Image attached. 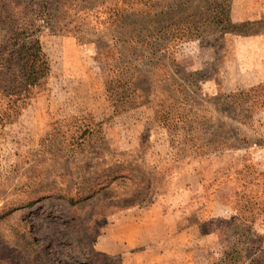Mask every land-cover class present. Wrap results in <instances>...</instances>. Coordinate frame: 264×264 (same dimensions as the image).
Listing matches in <instances>:
<instances>
[{
  "label": "rangeland",
  "instance_id": "374dc122",
  "mask_svg": "<svg viewBox=\"0 0 264 264\" xmlns=\"http://www.w3.org/2000/svg\"><path fill=\"white\" fill-rule=\"evenodd\" d=\"M14 1L25 2L21 15L49 20L40 37L50 72L20 114L0 122V264H264V225H255L264 215V0ZM219 10L235 23L258 22V32L211 28L171 40L157 57L154 47L126 43V60L141 69L139 82L152 86V97L169 88L182 100L180 85L189 97L169 115L149 105L121 111L109 53L120 36L158 24L155 18L197 22ZM116 14L119 23L109 18ZM84 67L100 78L108 109L130 116L63 115L81 100L76 90L64 99L73 89L59 78ZM77 85L78 94L85 91ZM39 106L57 110L42 136ZM135 129L141 144H122ZM221 202L238 214H203ZM127 208L143 210L137 216L149 243L123 256L112 250L125 249L119 237L134 229L122 222L107 230Z\"/></svg>",
  "mask_w": 264,
  "mask_h": 264
},
{
  "label": "trees",
  "instance_id": "16d2710c",
  "mask_svg": "<svg viewBox=\"0 0 264 264\" xmlns=\"http://www.w3.org/2000/svg\"><path fill=\"white\" fill-rule=\"evenodd\" d=\"M39 1L42 4L44 1L48 4V0ZM23 3L14 0H0V31L6 33L4 38L0 39V122L4 123L12 122L20 114L32 98L30 90L43 84L50 72L49 59L40 37L41 29L49 20L42 15L40 17H34L28 13L21 15L17 12V7ZM120 3H122L121 0ZM32 4H35L33 0L27 4V7L33 6ZM36 4L41 6L40 3ZM120 16L110 15L109 18L119 23ZM152 21L158 24H152L150 21L140 24L136 33L131 32L129 37L120 36L116 41V51L114 52L112 48L109 52L111 57L116 56L111 63V69L116 97L122 106L121 111H127L140 105H149L154 108L155 112L161 113L160 115L164 113V110H167L169 115L173 109L182 111L188 104L185 97H189L187 89L181 85L178 91L184 95L182 100L176 101L169 88L162 90L161 97H152L155 95L152 86L145 88L139 82V78L143 76L141 69L137 67L133 59L126 60V43L133 42L146 48L154 47L153 54L157 57L156 54L159 51L168 53L171 40L199 38L213 30L211 28L245 35L258 32V28H252V25L258 22L235 23L228 10H219L205 17L203 21H190L191 24L189 21L162 24L158 18ZM160 40H162L160 46L155 47ZM132 46L134 45L129 44V47ZM236 192L237 190L234 193Z\"/></svg>",
  "mask_w": 264,
  "mask_h": 264
},
{
  "label": "crops",
  "instance_id": "0c3cea01",
  "mask_svg": "<svg viewBox=\"0 0 264 264\" xmlns=\"http://www.w3.org/2000/svg\"><path fill=\"white\" fill-rule=\"evenodd\" d=\"M81 61H83V60H81ZM65 69H67V67H65ZM85 69H88V68L84 67L81 75H75V74L73 75L72 73H65V74L63 73V76L60 75L61 77L59 79L60 80L64 79V83L68 84L70 89H73V90L69 91L68 94L64 93V95H63V96H65L64 99L69 100V97L73 98L76 95V93H75V90H76L77 95H78V98H76V99L80 98V100H81L80 103L77 104V106H75L73 109L64 110L65 113L63 115L66 116L67 114L72 115V114H78V113L90 111L93 113L95 119H97L99 121H104V122L107 118H113L114 121H118V120H122L126 116H130L131 115L130 112L120 114V115H116L108 109L109 105H107V103H105L104 88L102 86L100 78L96 74L86 73ZM72 75L75 76V78H73ZM89 76H90V78H89ZM78 77H80V78H78ZM80 79H81V81H79ZM77 84L82 85V88H85V91L80 92L78 94L79 91H77V89H79V87H81V86H78ZM75 86H76V88H75ZM54 94H55V92H54ZM55 103H56V101H55ZM29 107H32V105ZM38 108L39 109L37 110V113H38L39 120H40L38 130L41 129V131H39V134H40L39 136H42L43 133L45 132L44 130L46 128V116L48 118H51V120H52L54 118V117L52 118V115H56L57 110H52V111L47 112L46 108H44L43 106H39ZM30 110H31V112H34V109H30ZM27 111L28 110H26V112ZM28 117H30V115L29 116L27 115V117H25V119ZM29 119L30 118H28V121H29ZM137 122H140V120H137ZM141 128L142 127H140V130H141ZM140 130L135 129V131H132L134 134V137L129 138L127 141H123L122 144L125 143V144L130 145V143H131V145H133L134 147L136 145L141 144V139L139 137L140 136ZM213 203H215V202H213ZM221 204L222 205H220V206L217 204V207H215L212 203H211V206H213V207H210V204L206 205L205 208L203 209V214L205 216H208V217H217V216H221L222 214H229L228 216H233L235 214H238L237 208H235L232 203L225 204V203L221 202ZM227 209H228V211H227ZM136 212L137 211H135L134 209L127 208V209L123 210L122 213L115 214L114 223L111 224L110 229H108L107 231L111 232L113 228L119 226L122 222L127 223V226L132 227L134 229V231L131 232V234H125L123 237H119L121 242L125 243V246H127V247L122 250V249H120L122 245H119V249L112 250L113 253L121 252L124 256L125 253L127 252L126 250H128L129 247H131V248L135 247V246L139 247L145 243L146 244L149 243V239H147V237L145 236L144 231H143L144 229L140 223V219H138V216H137V214L143 215V210L139 211L138 213H136ZM255 223H256L255 225L257 227L258 226L261 227L262 225H264V215L259 220H257ZM262 232H263L262 234L264 236V230H262ZM181 235H183L182 232H181ZM123 239L125 240V242L122 241ZM127 262H128V260H127Z\"/></svg>",
  "mask_w": 264,
  "mask_h": 264
}]
</instances>
